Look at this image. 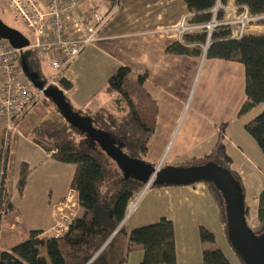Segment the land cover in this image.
Here are the masks:
<instances>
[{
  "label": "crops",
  "instance_id": "1",
  "mask_svg": "<svg viewBox=\"0 0 264 264\" xmlns=\"http://www.w3.org/2000/svg\"><path fill=\"white\" fill-rule=\"evenodd\" d=\"M108 1L102 12L111 7V0ZM84 5V0L79 1L82 9ZM237 10L234 0L223 6L225 18H232ZM184 14L190 20L194 12L183 0H118L96 40L66 69L64 76L71 80L72 87L62 90L77 111L110 107L114 95L105 92L104 87L119 66H128L133 74L147 72L144 85L156 100L158 114L143 160L154 166L176 165L206 153L216 140L219 125L225 123L227 152L244 185L246 219L253 225L258 193L264 187V156L244 124L260 112L261 105L248 112L257 108L250 118L239 120L238 112L246 99L244 67L240 62L165 52L167 45L182 40L173 28ZM257 26H251L247 33H253ZM33 114L28 112L25 120L38 122L40 117L35 120ZM25 120L10 135L5 186L13 208L0 218V232H4L5 218L12 224H22V229L10 242L1 245L0 251H8L26 239L30 230H40L39 236H57L52 229L53 206L71 190L74 165L51 159L30 140L21 128ZM1 134L2 130L0 141ZM21 161L27 162L31 171L23 192L19 193L15 183ZM9 177L15 181L14 190L8 186ZM73 198L76 216L81 207L75 191ZM161 217L173 222L175 264H203V246L209 245L201 242L200 228L213 233L214 245L225 254L229 264H241L224 235L218 207L204 182L148 188L125 218L124 226L129 233ZM142 255V248L132 244L123 264H140Z\"/></svg>",
  "mask_w": 264,
  "mask_h": 264
},
{
  "label": "trees",
  "instance_id": "2",
  "mask_svg": "<svg viewBox=\"0 0 264 264\" xmlns=\"http://www.w3.org/2000/svg\"><path fill=\"white\" fill-rule=\"evenodd\" d=\"M183 1L194 12L189 21L204 23L211 19V10L217 2L223 7L228 0ZM117 2L118 0H111L112 4ZM234 3L238 6V12L246 8L252 16L264 15V0H234ZM217 18H224L222 8L218 9ZM260 21L264 19L261 18ZM205 42V31L187 32L181 41L167 45L165 52L204 55L207 58L237 61L243 65L246 99L238 114L243 115L261 105L260 112L249 119L244 128L264 156V32H249L234 37L230 27L223 24L213 29L204 48ZM22 59L30 71L37 73V79L43 82L45 77L41 68L42 59L37 51L23 49L18 59L19 64ZM146 78L145 71L133 74L128 66H119L108 77L104 87L105 92L114 95L111 106H100L89 113L84 112L89 115L96 128L107 132L116 144L121 143V148L127 155L141 160L144 159L149 137L155 131L158 114L156 100L145 88ZM59 83L64 89L72 87L71 80L65 76L60 77ZM40 99L45 105L53 106L51 116L40 118L36 123L26 119L21 128L51 159L74 165L70 188L77 194L81 211L58 236H39L40 230H30L26 239L16 243L8 251H0V264H123L132 244L142 248L140 264H175L171 219L161 217L156 222L133 228L129 233L125 229L123 220L128 202L139 193L143 183L130 177L125 178L115 161L84 131L70 124L50 97L42 95ZM26 117L27 113H24L18 123ZM8 151L9 145L4 152L5 162ZM208 161L230 170L240 182L242 191H245L227 152L225 123L219 125L216 140L209 151L176 165H199ZM30 171L31 166L27 162L19 163L15 183L19 193L23 192ZM3 183L1 208L6 214L13 206L5 181ZM204 183L218 207L219 221L227 238L222 195L213 184ZM158 186L163 185L151 184V187ZM247 213L245 204V214ZM250 227L256 234L264 229V187L258 193L256 223ZM199 236L203 245H209L203 246V264H229L225 254L214 245L215 237L211 231L200 228ZM240 262L243 264L241 260Z\"/></svg>",
  "mask_w": 264,
  "mask_h": 264
},
{
  "label": "built area",
  "instance_id": "3",
  "mask_svg": "<svg viewBox=\"0 0 264 264\" xmlns=\"http://www.w3.org/2000/svg\"><path fill=\"white\" fill-rule=\"evenodd\" d=\"M7 6L15 19L24 24L30 31L29 45L37 51L42 60H45L52 69V73L42 82V87H35L24 75L18 59L23 49L12 47L6 40L0 39V194L5 181L6 162L5 150L8 146L11 133L16 129L19 119L28 113L44 95L48 87L62 89L59 79L64 76L66 69L77 55L89 44L93 43L100 30L114 12L117 3L111 5L106 12H99L95 8L82 11L79 0H6ZM223 7L219 2L212 8V17L204 23L190 22L186 14L182 15L173 28L178 37L187 32L205 31L206 44L214 28L219 25H228L231 34L239 37L247 33L253 22L262 17L252 16L247 9L235 11L231 17L218 19L217 11ZM157 167H160L158 165ZM152 179L143 183L142 189L127 205L130 212L136 203L134 201L151 185ZM74 190H70L64 198L53 206L55 215L54 234L60 235L72 220L71 214L66 213L71 205ZM0 197V218L3 215ZM57 215V217H56ZM70 219V220H69Z\"/></svg>",
  "mask_w": 264,
  "mask_h": 264
},
{
  "label": "water",
  "instance_id": "4",
  "mask_svg": "<svg viewBox=\"0 0 264 264\" xmlns=\"http://www.w3.org/2000/svg\"><path fill=\"white\" fill-rule=\"evenodd\" d=\"M0 39L6 40L14 48L23 49L29 45L27 36L1 19ZM21 68L35 87H42V81L37 79V73L30 71L23 59ZM43 92L53 100L70 124L84 131L107 156L115 161L125 178L130 177L145 183L150 176H154L152 182L154 185H187L195 182L213 184L222 195L227 226L226 236L235 254L243 264H264V229L256 234L248 224L244 192L240 182L230 170L213 161L199 165L157 167L144 160L130 157L122 150V144H116L107 132L96 128L89 116L79 114L73 109L61 88L52 86Z\"/></svg>",
  "mask_w": 264,
  "mask_h": 264
},
{
  "label": "rangeland",
  "instance_id": "5",
  "mask_svg": "<svg viewBox=\"0 0 264 264\" xmlns=\"http://www.w3.org/2000/svg\"><path fill=\"white\" fill-rule=\"evenodd\" d=\"M84 3H85L84 6H86L85 8L82 9L81 6H79L82 9V11H87V10H89L91 8H95L99 12H102L106 7H108L109 1L108 0H84ZM0 19L4 23H6L7 25H9L11 27H14L15 29L19 30L22 34H24L25 36H29V38H30V31L28 30V28L24 24L20 23L17 19L14 18L12 12L10 11L9 7L7 6L6 0H0ZM262 19H264V15H263ZM252 24L254 26L258 25L256 27L254 33H256L258 30H260L258 32H264V21H260V22L256 21V22H253ZM252 29H254V28H252ZM205 46H206V42L204 44V48H205ZM41 63H42L41 64V68H42L43 76L46 78L52 73V69H51L50 65H48V63H46L45 60H42ZM65 98L67 99L66 96H65ZM35 105L36 106H34L29 111V113L30 112H34L33 115L35 116V120L38 119V118H36V116H39L40 118L51 116V109L53 108V106L51 104L45 105L44 102L41 99H39ZM77 112H79V114H82V115H86L84 112L89 113V111H80V110H78ZM255 113H257V108L252 110V112H250V113L247 112V113H245L243 115H240L239 120L240 121L241 120L245 121L248 118H250L252 115H254ZM27 115H28V113H27ZM87 116H89V115L87 114ZM31 119L34 120L33 117H31ZM26 121L27 120L23 121V123H26ZM0 131H1V124H0ZM8 145H9V142H8ZM0 147H1V144H0ZM70 165L73 166V164H70ZM14 182H15L14 180L11 181L10 177L8 178V186L11 189H13V190H14ZM151 184H153V183H151ZM148 188H151V185ZM15 192H16V190H15ZM71 202L72 203H71V205L69 207L70 209L69 210L66 209V213L68 215H70L72 213L70 218L72 217V219H73L74 218L73 215L75 214L74 208L76 206L75 199L72 198ZM137 202H138V199H136L134 201V203H136L135 205H137ZM134 207L132 208V210L134 209ZM130 212L126 213L125 218L129 215ZM53 217H54V224H53L52 229L54 231V229H55V219L56 218H55V215ZM56 217H57V215H56ZM125 218H124V220H125ZM124 220H123V223H124ZM3 221L4 222H3V226L2 227L4 228V232H0V246L1 245H5L8 242H10L14 238V236H16V234H18L20 232V230L22 229V224H18V223H13L12 224V221L9 220V219H6V218ZM11 224L13 226V229L9 228V226Z\"/></svg>",
  "mask_w": 264,
  "mask_h": 264
},
{
  "label": "bare ground",
  "instance_id": "6",
  "mask_svg": "<svg viewBox=\"0 0 264 264\" xmlns=\"http://www.w3.org/2000/svg\"><path fill=\"white\" fill-rule=\"evenodd\" d=\"M150 179H152V181H153L154 180V176H150L146 182H148Z\"/></svg>",
  "mask_w": 264,
  "mask_h": 264
}]
</instances>
